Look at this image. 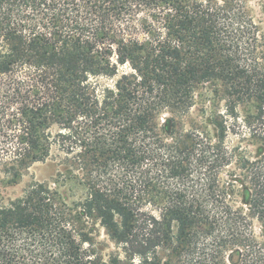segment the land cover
Returning a JSON list of instances; mask_svg holds the SVG:
<instances>
[{
  "label": "trees",
  "instance_id": "obj_1",
  "mask_svg": "<svg viewBox=\"0 0 264 264\" xmlns=\"http://www.w3.org/2000/svg\"><path fill=\"white\" fill-rule=\"evenodd\" d=\"M260 43L247 0H0V180L62 166L0 197V264H264Z\"/></svg>",
  "mask_w": 264,
  "mask_h": 264
},
{
  "label": "rangeland",
  "instance_id": "obj_2",
  "mask_svg": "<svg viewBox=\"0 0 264 264\" xmlns=\"http://www.w3.org/2000/svg\"><path fill=\"white\" fill-rule=\"evenodd\" d=\"M247 7L254 21L258 25L261 34V43L258 48L261 65L262 68H264V0H247ZM201 106L202 102L197 95V98H195L194 106L191 108L188 117L183 118V124L185 128L189 127V121L191 118H200L199 108ZM252 111L253 109L249 106L240 108L241 132H239L238 134H230L228 136L227 142L230 147L240 146L241 148H246L249 151H252L254 149V145L251 143L252 137H250L249 135V129L246 124H244L245 122L242 121L243 119L246 120V116H248V114H251ZM167 115V113H163L161 115V120ZM61 171L62 166H60L56 160L48 159L44 162H36L27 169L22 170L19 178L14 183H7L0 180V197L2 198V202L6 203L9 200L22 197L31 186L37 183L53 186V181L56 180L58 173ZM67 188L68 185L66 187H61V190L63 191ZM78 193L79 189H76L75 195H77ZM253 225L254 231L256 232V234H258V222L254 221ZM99 241L101 242L102 252L104 253L105 258H107L108 254L111 251L115 250V247L114 244L108 239L103 229L100 230Z\"/></svg>",
  "mask_w": 264,
  "mask_h": 264
}]
</instances>
